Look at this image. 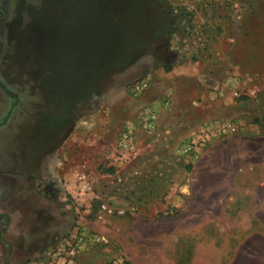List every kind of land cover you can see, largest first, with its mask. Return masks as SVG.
<instances>
[{"label": "rangeland", "instance_id": "obj_1", "mask_svg": "<svg viewBox=\"0 0 264 264\" xmlns=\"http://www.w3.org/2000/svg\"><path fill=\"white\" fill-rule=\"evenodd\" d=\"M0 264H264V0H0Z\"/></svg>", "mask_w": 264, "mask_h": 264}, {"label": "built area", "instance_id": "obj_2", "mask_svg": "<svg viewBox=\"0 0 264 264\" xmlns=\"http://www.w3.org/2000/svg\"><path fill=\"white\" fill-rule=\"evenodd\" d=\"M148 84L147 79L142 80L132 86V92L139 93L147 88ZM169 98H165L160 104L155 103L139 115L138 121L147 132H154L156 130L158 126L159 106L169 105ZM241 130L240 125L236 121L229 119L205 122L183 145V153L191 159H197L201 152L213 141H224L228 137L237 136L241 133ZM134 135L135 126L128 124L117 144V150L120 154L126 153L131 156L136 153ZM78 175L79 181L86 185L88 183L86 176L82 173ZM103 208L111 211L107 205H103Z\"/></svg>", "mask_w": 264, "mask_h": 264}, {"label": "crops", "instance_id": "obj_3", "mask_svg": "<svg viewBox=\"0 0 264 264\" xmlns=\"http://www.w3.org/2000/svg\"><path fill=\"white\" fill-rule=\"evenodd\" d=\"M190 75L195 76L196 72H194L193 74L190 73ZM249 128H250V130L246 131L247 134L243 131L239 135H237L236 137L229 139V142L227 144H230V143L244 144V142H247L249 140H255L258 137L259 129L257 128L256 125H251ZM249 131H251V132H249Z\"/></svg>", "mask_w": 264, "mask_h": 264}, {"label": "trees", "instance_id": "obj_4", "mask_svg": "<svg viewBox=\"0 0 264 264\" xmlns=\"http://www.w3.org/2000/svg\"><path fill=\"white\" fill-rule=\"evenodd\" d=\"M155 15L157 16V13H154V15L152 14L151 16L153 17V19H154V24H155V26L157 27V22H158V20L156 21V18H157V17H156ZM155 17H156V18H155ZM167 69L170 70L171 67H168Z\"/></svg>", "mask_w": 264, "mask_h": 264}]
</instances>
